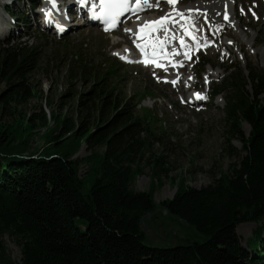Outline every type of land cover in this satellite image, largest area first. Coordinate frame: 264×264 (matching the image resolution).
Masks as SVG:
<instances>
[{
    "label": "trees",
    "instance_id": "obj_1",
    "mask_svg": "<svg viewBox=\"0 0 264 264\" xmlns=\"http://www.w3.org/2000/svg\"><path fill=\"white\" fill-rule=\"evenodd\" d=\"M40 59L41 52L27 45L0 50V109L20 115L15 124L0 119V264H264V236L258 248H245L238 234L243 224L264 226V70L230 75L214 89V101L229 93L227 142L242 144L241 160L206 187L179 182L174 198L161 204L206 239L159 248L145 244L143 226L157 208L154 190L133 188L151 150L149 119L120 96L116 72L82 63L69 71L72 82L91 84L74 95L77 121L53 112L49 128L45 110L28 118L18 109L40 98L29 82ZM45 127L48 146L28 153L32 136ZM82 145L90 156L74 158ZM82 165H88L84 178ZM151 166L157 179L169 169L162 157ZM5 238L19 248L20 263Z\"/></svg>",
    "mask_w": 264,
    "mask_h": 264
},
{
    "label": "rangeland",
    "instance_id": "obj_2",
    "mask_svg": "<svg viewBox=\"0 0 264 264\" xmlns=\"http://www.w3.org/2000/svg\"><path fill=\"white\" fill-rule=\"evenodd\" d=\"M196 1L181 0L180 6L190 7ZM228 1L232 7L231 19L236 23L235 26L221 24L222 10H212L214 14L210 13L213 14L212 19L214 18L216 22V28L225 29L221 42L227 39L230 45L234 43L236 46L227 52H224L226 47H223L225 49L219 52L215 45L210 51L201 53L193 59L190 65L197 64L198 69L191 74L197 83V86L193 87L186 86L185 83L180 84L181 82L172 84L169 78L174 76L171 74L161 72L157 75L152 68L142 69L117 57L116 50H122L125 46H129L133 51V44L125 43V29L131 27L129 22L115 35L106 36L97 27L79 26L76 19L75 29L60 37L50 24L46 28L42 20L38 19L39 9H36V12L30 10L35 5L34 2L41 3L40 0H0V50L27 45L41 52L38 68L29 77V82L39 93L40 98L32 100L26 107H19V111L30 118L45 110L49 128L54 126V120L49 119L53 112L61 118L69 116L77 121L75 112L78 102L74 95L85 93L91 88V84L84 87L87 82L82 83L79 80L72 82L69 71L78 68L82 63L88 68L99 67L100 70L116 72L112 79L120 96L132 101L138 117L149 119L153 129L151 150L146 155L142 165L143 171L133 186L138 192L154 190L157 208L144 221L145 244L148 246L168 248L204 241L206 238L203 235L169 216L161 204L174 198L179 182L185 181L188 186L197 189L206 187L243 157L242 144L239 141L235 140L230 146L227 142L225 108L229 93H224L215 101L210 95L215 88L223 86L230 75L248 77V72L252 68L264 70V3L261 0ZM2 6L7 7L8 13L3 11ZM159 6L162 8L160 11L167 9L166 2L162 1L153 8L152 14L148 13V17L159 16L160 11H157ZM189 18H183L184 23L191 19ZM198 22L206 23L204 18H199ZM7 26L11 32L7 30ZM212 30L210 29V33L214 34ZM235 40H239V45ZM252 49L254 52H251ZM204 63L206 66H203ZM188 67V70L184 69L186 72L180 70L178 75L186 77L190 69ZM209 71L220 76L217 79L209 77ZM0 88H4V85ZM249 90L251 91L250 87ZM205 91L209 92V97L203 98L204 101L197 104L189 103L192 101L189 98L193 92H202L203 95ZM66 94L71 95L65 97ZM47 102L52 105H47ZM15 116L20 118L16 111L12 114H3L0 109V119L2 117L6 123L15 124ZM243 131L249 136V125L244 124ZM47 135L46 127L38 129L32 136L31 147L27 152L39 154L46 149ZM26 137L23 135L20 140ZM90 154L86 145H82L74 158H86ZM158 157H162L169 167L167 173H162L160 179L154 178L151 166L152 161ZM146 160H150V163ZM87 171L88 165H82L80 177L84 178ZM89 189L90 184H87L84 191L87 192ZM257 227L255 223H247L238 228L245 248L248 245L258 248L259 236L260 238L264 236V226L261 225L259 230ZM5 241L12 258L20 263L19 248L9 238H5Z\"/></svg>",
    "mask_w": 264,
    "mask_h": 264
},
{
    "label": "bare ground",
    "instance_id": "obj_3",
    "mask_svg": "<svg viewBox=\"0 0 264 264\" xmlns=\"http://www.w3.org/2000/svg\"><path fill=\"white\" fill-rule=\"evenodd\" d=\"M149 3L152 6L146 7L144 9V11L142 12V14L139 16V19H137V17H133L130 20L129 24L131 27H129V29H132L133 32H135L137 27L139 25L143 24L145 21H155V20L159 19L160 17H163L167 14H171L172 17H174L175 20L178 21L179 23H177L175 25L169 24L170 31L168 33V36L172 35L174 37V38L170 37L171 40H169V41H172V43H175V45L180 46V41L184 40L185 45H186L184 48L189 46L190 49L187 51V53L190 56L195 54L194 50L197 48V46L191 47V45L195 44L194 40L198 36H201L203 41H204L199 45V46H201V45L207 44V42H209L211 40L222 38L223 37L222 35L225 34V29L222 30V29L216 28V22L213 20L214 18L212 19V15L214 14V12H213L214 10L215 11H221L222 10L221 13H223V14H222V18H221V24L232 25V26L236 25V23L231 19V16H233L231 14L232 7H230V3L228 0H197L196 3L194 5H191L190 7H181L180 6L181 0H177V3H175V5H172V4H169L168 2H166L167 9H163L162 11L159 10L160 15L157 17H155V16L154 17H148V13L152 14L154 11L153 8L158 6V4L160 2L157 3V0H149ZM73 8L75 9V4H73ZM30 10L35 11L36 10L35 6L33 5V7H31ZM210 12H212L213 14ZM177 13H183V17H181ZM225 16H227L228 18L225 19ZM186 17H190L191 19L187 23H184L183 18H186ZM199 18H204L206 23H199L198 22ZM74 23H76V22L75 21L70 22V24H69L70 30L75 29L76 26H74ZM81 24H82V21L80 20V22H78V25L80 26ZM182 25H183V27H182ZM47 26H48V24L46 23L45 27L47 28ZM218 26H219V24H218ZM185 29H187L188 32H191L192 36L187 35ZM210 29H213L212 31H214V34L210 33ZM7 30L9 32H11V30L9 29L8 26H7ZM125 33H126L125 43L126 44H130V43L133 44L134 43L133 42L134 36L127 33V32H125ZM208 33H210V34H208ZM156 35L159 36L161 39H163V33H156ZM193 37H194V39H193ZM235 41H236L237 45H239V40H235ZM234 45H235L234 43L230 45L229 41H227V39H226L224 42H222L221 46L218 47V51L219 52L223 51V49H225L223 47H226L224 52L230 51ZM115 46H116V44H115ZM126 49L128 51H126ZM164 50H166V47H164ZM251 52H254L253 49ZM117 54H118L117 57L125 63H129L130 61L132 62L133 58H135V56L132 54V50H130L129 46H125L124 49L122 51L118 52ZM121 56L127 57V60L121 59L120 58ZM175 57L179 59V62H182L184 64V67L181 70H183V71H184V69L188 70L187 67L190 65L191 59H188L185 56V53L180 54V55L176 54ZM196 65H194V66L190 65L191 67L189 66L190 69H189V72L187 71L188 73H187L186 77L179 76L178 73L180 70H178V69H176V70L170 69L169 71H166L165 74H167V75L171 74L172 76H174V77L169 78L170 81L177 80V82H181L180 84L185 83L186 86L191 85L194 87V86H197V83H195V80L191 74L194 73V70H198ZM186 70L184 72H186ZM214 73L212 71L211 72L209 71L208 75H209V77H214V79H217L220 76V74L216 75L218 73H216V74H214ZM182 89L183 88H181V90ZM196 93L201 94L202 92H193V94L191 95V98H189V99H192V101L190 100L189 103H194L193 97ZM203 97L204 98L209 97V92L205 91L203 93ZM203 100L204 99H202V101Z\"/></svg>",
    "mask_w": 264,
    "mask_h": 264
},
{
    "label": "snow or ice",
    "instance_id": "obj_4",
    "mask_svg": "<svg viewBox=\"0 0 264 264\" xmlns=\"http://www.w3.org/2000/svg\"><path fill=\"white\" fill-rule=\"evenodd\" d=\"M53 7L56 6L55 0H50ZM80 2L86 3L87 0H80ZM160 0H157V3H159ZM169 4L175 5L177 3V0H167ZM100 6H101V15L103 16L107 27L105 28V31L112 30L118 26L120 23L119 17L124 15L125 13H138L139 11H143L146 7H151L152 5L149 3V0H100ZM181 17H183V13H177ZM95 17V11L93 13ZM228 17L225 16V19ZM139 19V17H137ZM190 19V18H189ZM178 21L175 20L174 17H172L171 14H167L163 17H160L159 19L155 21H145L143 24L139 25L135 32H133L132 29H125V32L131 34L134 36V44L138 48V50L141 52L142 55L145 56V59L142 61H136L141 63H153L157 67H163V65L157 63L156 57L160 56L161 54L167 55V53L164 52L165 44L169 42L170 38L168 37V33L170 31L169 24H177ZM183 27V25H182ZM63 31V28L60 29ZM186 34L189 36H192L191 32H188L187 29H185ZM156 33H163L164 38L161 39L159 36L156 35ZM144 39L147 41V43H136V41ZM194 39V37H193ZM180 45L182 47H185L184 40L180 41ZM199 47V45H198ZM152 49V59H148V51L147 49ZM126 51H128L126 49ZM173 55H176L178 53H172ZM118 55V54H117ZM185 56L188 59H191V56L186 52ZM121 59L127 60V57L121 56ZM131 62V61H130ZM181 67L183 65H180ZM177 81H171V83L175 84ZM197 99H203L204 97L196 93L195 94Z\"/></svg>",
    "mask_w": 264,
    "mask_h": 264
},
{
    "label": "water",
    "instance_id": "obj_5",
    "mask_svg": "<svg viewBox=\"0 0 264 264\" xmlns=\"http://www.w3.org/2000/svg\"><path fill=\"white\" fill-rule=\"evenodd\" d=\"M144 226V225H143Z\"/></svg>",
    "mask_w": 264,
    "mask_h": 264
}]
</instances>
